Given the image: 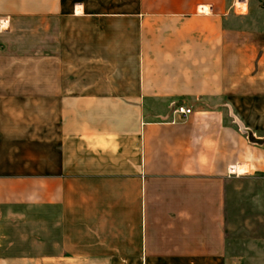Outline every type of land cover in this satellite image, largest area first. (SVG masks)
<instances>
[{"label": "crops", "instance_id": "0c3cea01", "mask_svg": "<svg viewBox=\"0 0 264 264\" xmlns=\"http://www.w3.org/2000/svg\"><path fill=\"white\" fill-rule=\"evenodd\" d=\"M254 177L264 0H0V264H264Z\"/></svg>", "mask_w": 264, "mask_h": 264}, {"label": "rangeland", "instance_id": "374dc122", "mask_svg": "<svg viewBox=\"0 0 264 264\" xmlns=\"http://www.w3.org/2000/svg\"><path fill=\"white\" fill-rule=\"evenodd\" d=\"M228 194L231 205L227 216V234L234 235L236 232L241 237L264 235V177L242 178L236 182V189L231 187ZM249 241V238L229 239L227 247L230 250L237 246L247 249Z\"/></svg>", "mask_w": 264, "mask_h": 264}, {"label": "water", "instance_id": "95a60500", "mask_svg": "<svg viewBox=\"0 0 264 264\" xmlns=\"http://www.w3.org/2000/svg\"><path fill=\"white\" fill-rule=\"evenodd\" d=\"M176 105H180V103L178 102H174V103H171L170 106H169V110H172V108ZM232 118L234 119V122L237 124L239 130L242 132V133H245L246 135V138L248 140L249 143H252V144H259L260 141H259V138L255 137L254 134L246 127H244L242 125V123L235 117L231 114Z\"/></svg>", "mask_w": 264, "mask_h": 264}, {"label": "built area", "instance_id": "2783aa9c", "mask_svg": "<svg viewBox=\"0 0 264 264\" xmlns=\"http://www.w3.org/2000/svg\"><path fill=\"white\" fill-rule=\"evenodd\" d=\"M190 109L187 107H184L183 105H176L173 107L172 109V113H175L177 115H185L187 113H189Z\"/></svg>", "mask_w": 264, "mask_h": 264}]
</instances>
